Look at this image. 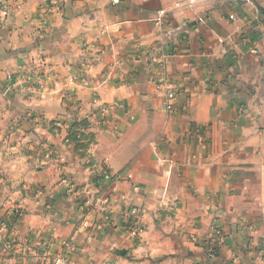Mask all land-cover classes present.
<instances>
[{
	"label": "crops",
	"instance_id": "1",
	"mask_svg": "<svg viewBox=\"0 0 264 264\" xmlns=\"http://www.w3.org/2000/svg\"><path fill=\"white\" fill-rule=\"evenodd\" d=\"M4 1L0 140L48 195L22 202L20 240L70 242V264H264V0ZM40 133L58 148L37 170ZM212 226L225 240L207 260Z\"/></svg>",
	"mask_w": 264,
	"mask_h": 264
},
{
	"label": "rangeland",
	"instance_id": "2",
	"mask_svg": "<svg viewBox=\"0 0 264 264\" xmlns=\"http://www.w3.org/2000/svg\"><path fill=\"white\" fill-rule=\"evenodd\" d=\"M4 6H8L6 1L0 0V21L6 17L2 18L1 15V8ZM250 38L255 37L251 36ZM42 136V133H40L39 144L36 146V151H34L37 160L33 164V169L37 170H41L42 167H44V162L42 163L41 160L42 156L46 158V154L55 155L57 154L56 151L58 148L57 145H51L46 142L43 143L40 140ZM11 141L13 140H9L7 146H4V142L0 140V155H2L0 158V264H54V260L62 254L68 259L67 264H70L72 262L69 261V252L74 249V245L70 242L65 243V245H69L70 247H65L64 251H61V253L50 255L48 240L47 242L44 241L40 247H36L32 245L33 243L30 238H25L26 241H22L19 238L20 235L16 233L19 222H21L26 215V210L21 207L22 202L26 201L29 207V203L35 201L37 196H39L42 202H46L45 198L48 195L46 192L44 193V188L41 187V184L36 183V187L30 186L31 181L28 175L30 171L24 173L21 179L16 176L15 163H17V165L21 164V166L25 168V165H27V167L31 165V160L28 158L26 159L27 161H16V146L14 144H9ZM24 149L26 150L24 154L33 153L28 148ZM5 156H7L8 159L6 163L9 165L7 169H5V161L3 163L1 160L2 157L4 158ZM62 194L64 196L68 195V193ZM65 207L68 209L70 203ZM69 213L70 212L67 211V214ZM61 217H65V215ZM66 220H68V218ZM64 221L63 219L61 222L64 223ZM105 222L107 225H110V223H112V217L108 215ZM125 232L127 233L126 230ZM46 239L48 238L46 237Z\"/></svg>",
	"mask_w": 264,
	"mask_h": 264
},
{
	"label": "built area",
	"instance_id": "3",
	"mask_svg": "<svg viewBox=\"0 0 264 264\" xmlns=\"http://www.w3.org/2000/svg\"><path fill=\"white\" fill-rule=\"evenodd\" d=\"M190 1L195 2V0H190ZM237 1L240 2L241 4H251L252 3V0H237ZM110 2L113 5L120 4V0H110ZM7 14H8V6H4L3 8H1L2 18L7 16ZM166 18H167V12H165L164 10H158L155 12V16L153 18L152 23L155 27L159 28L163 25ZM234 18L235 17L233 15L229 16L230 20H234ZM240 19L244 23H248L249 21H251V22L260 24L262 22L263 16L261 15V13H256V14H253L252 16L247 15V14H242L240 16ZM255 40H256L255 38L246 40L247 51L249 54L253 56L259 55V50L255 45L256 43ZM162 57H165V56L162 55ZM176 99H177L176 90L170 89L166 92L165 100H166V110L168 112L173 111L174 103ZM204 132H205V128L203 127V128H200L197 132H195L194 135L196 137H200L201 135L204 134ZM190 135H193V133ZM101 179L102 181L107 183V182L114 180V176H111L110 174H105ZM107 218H108V214H105L104 219L106 220ZM138 220L139 218L137 216V212H134V209L132 208L127 209L125 212L122 213L121 221L123 222L125 230L127 231L128 235L132 237H136L139 234L140 226H139ZM224 240H225V234L222 232V230L216 226H212L209 234L206 237L205 242H203L207 260H211L215 257L217 244L223 243ZM65 247L68 248L70 246L65 245ZM67 263H68V259L63 254L60 255L56 260H54V264H67Z\"/></svg>",
	"mask_w": 264,
	"mask_h": 264
}]
</instances>
